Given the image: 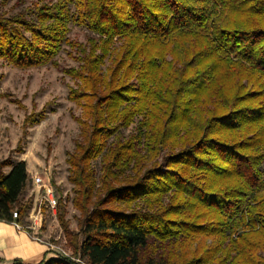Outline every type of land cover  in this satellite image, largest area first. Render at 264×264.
Listing matches in <instances>:
<instances>
[{
    "label": "trees",
    "instance_id": "1",
    "mask_svg": "<svg viewBox=\"0 0 264 264\" xmlns=\"http://www.w3.org/2000/svg\"><path fill=\"white\" fill-rule=\"evenodd\" d=\"M64 45L79 63L65 69L81 108L67 158L78 225L61 198L73 254L39 264H264V0H37L0 14V61L58 64ZM9 165L0 220L18 209L25 223L27 161Z\"/></svg>",
    "mask_w": 264,
    "mask_h": 264
},
{
    "label": "rangeland",
    "instance_id": "2",
    "mask_svg": "<svg viewBox=\"0 0 264 264\" xmlns=\"http://www.w3.org/2000/svg\"><path fill=\"white\" fill-rule=\"evenodd\" d=\"M37 0H0V14L12 15ZM69 36L86 43L92 34L88 28L70 24ZM64 45L56 57V63L35 67H19L6 61H0V168L10 170V162L26 160L30 167L29 179L24 200L34 199L37 187L32 186L34 174L42 176L56 190L66 205V219L72 229H77L78 210L72 204L73 184L68 179L69 152L74 151L76 140L80 136V125L74 115L81 114V108L68 98L70 87L75 80L65 72L69 67H77L78 61ZM45 113L42 118L40 115ZM39 118L38 121L34 119ZM133 125L125 129L128 134ZM97 174L101 172V162L96 160ZM58 210V209H57ZM44 222L39 235L56 243L71 255L57 213L51 210L43 214Z\"/></svg>",
    "mask_w": 264,
    "mask_h": 264
},
{
    "label": "built area",
    "instance_id": "3",
    "mask_svg": "<svg viewBox=\"0 0 264 264\" xmlns=\"http://www.w3.org/2000/svg\"><path fill=\"white\" fill-rule=\"evenodd\" d=\"M31 184L37 187V195L33 196L32 206L30 207L28 214L26 215V222H20L18 217L20 212L17 209L13 214V223L21 230L27 231V233L35 240L42 241L47 244L49 252L53 257L60 258L63 256H71L65 249L58 246L56 243L45 240L39 235V230L43 226V214L47 210H51L55 215L57 213L59 198L56 194V190L49 182H45L42 176L34 174L31 178Z\"/></svg>",
    "mask_w": 264,
    "mask_h": 264
},
{
    "label": "crops",
    "instance_id": "4",
    "mask_svg": "<svg viewBox=\"0 0 264 264\" xmlns=\"http://www.w3.org/2000/svg\"><path fill=\"white\" fill-rule=\"evenodd\" d=\"M51 257L46 243L33 239L13 222L0 220V264H14L15 259L22 264H39Z\"/></svg>",
    "mask_w": 264,
    "mask_h": 264
}]
</instances>
